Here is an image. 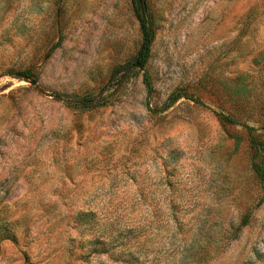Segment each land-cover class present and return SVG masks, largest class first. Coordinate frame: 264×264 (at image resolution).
I'll return each instance as SVG.
<instances>
[{
	"label": "rangeland",
	"instance_id": "1",
	"mask_svg": "<svg viewBox=\"0 0 264 264\" xmlns=\"http://www.w3.org/2000/svg\"><path fill=\"white\" fill-rule=\"evenodd\" d=\"M148 1L82 108L132 0H0V264H264V0Z\"/></svg>",
	"mask_w": 264,
	"mask_h": 264
},
{
	"label": "trees",
	"instance_id": "2",
	"mask_svg": "<svg viewBox=\"0 0 264 264\" xmlns=\"http://www.w3.org/2000/svg\"><path fill=\"white\" fill-rule=\"evenodd\" d=\"M132 6L134 10V14L139 22L140 31H141V45L140 48L134 58L133 61H127L123 64L117 65L108 80V83L105 87L101 89L99 93L96 94H87L83 96H73L71 98H66L65 100L76 106V107H91V106H99L107 103L109 95L108 93L114 90H119L122 88L129 79L134 75L138 67H134L133 63L140 61L143 65L151 57L152 48L156 39V28L153 19L152 10L148 0H132ZM29 77V76H28ZM144 81L148 88H151V76L149 73H144ZM181 96H186L192 98L194 101L204 104L199 98L194 97L192 95H187L186 93L180 94L178 92H173L169 101H175ZM222 118L228 123H235L236 120L233 116L225 114L223 112L219 113ZM264 148V144L256 142ZM255 171L258 173L259 177L264 181V163L263 165L255 164Z\"/></svg>",
	"mask_w": 264,
	"mask_h": 264
},
{
	"label": "water",
	"instance_id": "3",
	"mask_svg": "<svg viewBox=\"0 0 264 264\" xmlns=\"http://www.w3.org/2000/svg\"><path fill=\"white\" fill-rule=\"evenodd\" d=\"M133 66H134V67H138V68L141 69V70H144V65H143V63L140 62V61H137V62L133 63ZM32 83L35 84L36 81H35V80H32ZM51 95H53V94H51Z\"/></svg>",
	"mask_w": 264,
	"mask_h": 264
}]
</instances>
